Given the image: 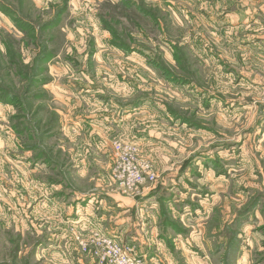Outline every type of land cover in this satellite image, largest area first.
Segmentation results:
<instances>
[{"label": "rangeland", "instance_id": "rangeland-1", "mask_svg": "<svg viewBox=\"0 0 264 264\" xmlns=\"http://www.w3.org/2000/svg\"><path fill=\"white\" fill-rule=\"evenodd\" d=\"M203 1L0 0V264H100L95 232L138 255L164 238L173 264H264V59L218 43ZM115 143L158 179L124 193ZM95 193L125 240L70 224Z\"/></svg>", "mask_w": 264, "mask_h": 264}, {"label": "crops", "instance_id": "crops-1", "mask_svg": "<svg viewBox=\"0 0 264 264\" xmlns=\"http://www.w3.org/2000/svg\"><path fill=\"white\" fill-rule=\"evenodd\" d=\"M255 3H258V5ZM201 9L203 11L202 14L208 16L211 20L213 34L216 36V40L218 43L227 39V43L236 45L237 42L240 43V41L243 39V42L241 43L240 47H242L244 51L249 53V60H252V58L259 60L261 58L264 59V0H205L203 1ZM253 31H258L262 35L250 36L253 35ZM253 37H255V39H252ZM233 49L234 53L232 54V50L229 47L227 48V50H229L228 57H225L222 52H220V55L213 53L212 56L215 57L214 54H216L218 57V62L220 61L221 65H224V61H226L227 64L235 63V56L237 53L236 46ZM243 55L244 54L242 53V56ZM243 61H245L243 64L245 65V69H247V56L243 59ZM231 65L230 67H232ZM241 77L244 78L241 82L245 83L262 82L260 80H255L248 73H245V76ZM87 124L88 125L85 126L86 133L88 134V132L91 131L89 135L96 136V129L90 125L91 123ZM96 194L97 193L93 194V196H96ZM172 195V199L169 201V203L166 204L165 208L169 209V211L172 212L173 215L177 214L178 217H181L183 219V216L187 214L185 212L186 210H180V212L176 211L175 206L180 200H176L177 195ZM95 196L84 199L83 204H80L81 202L78 203V206L76 204L77 207H74V215L72 216L73 218L69 219L70 224H72V226L75 228H84L86 232L98 228L101 229V231H103L108 236L115 237L117 240L120 241L125 240L123 235L124 230L122 229L125 227L124 223H120L119 225H115L113 227H107L109 226L107 224L108 221L106 218L107 211L105 208H103L102 199H99V202ZM156 197H158V195L152 196L149 199H147L148 197L142 198V203L140 205L141 207L138 208L140 210L139 212L149 215L153 213L155 215H158L161 203L158 202L159 197ZM206 201L211 203L210 200ZM200 205L201 209H199L196 214L200 213L203 215H207L211 210H213L209 204H204L203 202H201ZM117 207L121 208L120 214H123L128 210L125 209V207L123 206V202L119 203ZM208 209L209 211H207ZM121 224L123 225V227H120ZM157 242V245H155L153 244V242L150 241L149 245L152 246H149L148 250L139 253V255L147 257L151 260V263L154 264H173L172 259L170 258L171 255L165 253L166 251H170L168 248L164 247L165 239H160ZM182 242L183 241L180 240V243ZM182 249L184 250V248ZM162 253L164 254L163 256L161 255Z\"/></svg>", "mask_w": 264, "mask_h": 264}, {"label": "built area", "instance_id": "built-area-1", "mask_svg": "<svg viewBox=\"0 0 264 264\" xmlns=\"http://www.w3.org/2000/svg\"><path fill=\"white\" fill-rule=\"evenodd\" d=\"M115 153L118 157L119 187L124 193L134 194L139 187L153 184L158 178L154 173L153 165L143 160H136V150L132 146L120 143L114 144ZM97 259L100 264H147L145 259L135 253L132 246L120 244L112 238H108L100 232H95ZM88 246L82 243V249Z\"/></svg>", "mask_w": 264, "mask_h": 264}]
</instances>
